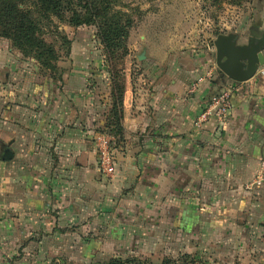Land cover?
<instances>
[{
    "label": "crops",
    "instance_id": "obj_1",
    "mask_svg": "<svg viewBox=\"0 0 264 264\" xmlns=\"http://www.w3.org/2000/svg\"><path fill=\"white\" fill-rule=\"evenodd\" d=\"M167 60L150 54L126 84L106 175L97 155L104 118L86 69L56 81L0 54V264L30 245L85 260L161 249L172 234L245 255L264 249V183L249 187L264 162L261 71L243 83L217 72L207 81L210 54L186 67ZM225 89V123L196 125Z\"/></svg>",
    "mask_w": 264,
    "mask_h": 264
},
{
    "label": "rangeland",
    "instance_id": "obj_2",
    "mask_svg": "<svg viewBox=\"0 0 264 264\" xmlns=\"http://www.w3.org/2000/svg\"><path fill=\"white\" fill-rule=\"evenodd\" d=\"M117 6L133 20L124 52L106 51L94 26L74 27L55 18L41 22L42 38L59 57L55 62L57 69L51 74L63 76L72 67L86 69L85 86L92 109L104 118L102 135L116 134L114 111L118 112L117 119L121 114V99L117 98L127 83L134 86L135 73L150 54L158 62L168 58L166 64L172 62L180 67L210 54L212 75L210 70L203 75L208 81L217 72V37L231 35L243 45L252 39L251 34L259 33L261 37L264 33V0H117ZM0 54L35 67L40 76L50 73L42 70L35 59L22 56L7 39L0 38ZM260 71H264V66ZM167 240L161 249L147 246L137 252L93 255L85 260L76 250L67 257L30 245L27 251L17 250L6 264H106L116 258L126 264H264V249L255 246L245 255L234 247L218 248L210 240L194 242L173 234Z\"/></svg>",
    "mask_w": 264,
    "mask_h": 264
},
{
    "label": "trees",
    "instance_id": "obj_3",
    "mask_svg": "<svg viewBox=\"0 0 264 264\" xmlns=\"http://www.w3.org/2000/svg\"><path fill=\"white\" fill-rule=\"evenodd\" d=\"M52 18L70 26H94L106 51H125L133 20L129 14L118 9L117 0H0V38L10 41L22 56L35 59L42 70L50 71L46 77L61 81L62 76L51 73L57 69L58 54L55 48L42 38L41 22ZM231 83H235L232 82ZM237 84V83H235ZM121 114L114 111L116 134L120 140ZM232 105V95H231ZM214 119V118H213ZM106 264H126L118 258Z\"/></svg>",
    "mask_w": 264,
    "mask_h": 264
},
{
    "label": "water",
    "instance_id": "obj_4",
    "mask_svg": "<svg viewBox=\"0 0 264 264\" xmlns=\"http://www.w3.org/2000/svg\"><path fill=\"white\" fill-rule=\"evenodd\" d=\"M258 34H251L252 39L243 45L237 44L231 35L217 37L214 42L217 72L235 83L252 79L264 66V33L261 37ZM3 159H8L7 152Z\"/></svg>",
    "mask_w": 264,
    "mask_h": 264
},
{
    "label": "built area",
    "instance_id": "obj_5",
    "mask_svg": "<svg viewBox=\"0 0 264 264\" xmlns=\"http://www.w3.org/2000/svg\"><path fill=\"white\" fill-rule=\"evenodd\" d=\"M264 77V71H261ZM202 79H198L195 84L201 83ZM231 92L229 89L222 90L219 94L211 99L210 104L197 116L196 125H203L208 119L214 118L217 123L224 124L231 111ZM114 138L109 135H102L98 138V163L101 171L109 175L112 166L111 147L114 144ZM264 183V162L261 163L259 172L254 181L249 185L260 187ZM248 187V188H249Z\"/></svg>",
    "mask_w": 264,
    "mask_h": 264
}]
</instances>
